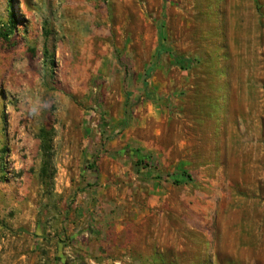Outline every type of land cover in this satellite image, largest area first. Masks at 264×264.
Segmentation results:
<instances>
[{"label": "rangeland", "instance_id": "rangeland-1", "mask_svg": "<svg viewBox=\"0 0 264 264\" xmlns=\"http://www.w3.org/2000/svg\"><path fill=\"white\" fill-rule=\"evenodd\" d=\"M0 264H264V0H0Z\"/></svg>", "mask_w": 264, "mask_h": 264}, {"label": "trees", "instance_id": "trees-1", "mask_svg": "<svg viewBox=\"0 0 264 264\" xmlns=\"http://www.w3.org/2000/svg\"><path fill=\"white\" fill-rule=\"evenodd\" d=\"M15 26H16L15 19H14L13 16H10V20H9V31L11 32V30H13L15 28ZM179 61H177V62L180 63ZM135 155L139 159V161H141L143 159H149L148 156H145L143 154L136 153ZM190 181H192V177L189 174H187V173H181V174L175 176L172 179V182L174 184H182V183H187V182H190Z\"/></svg>", "mask_w": 264, "mask_h": 264}]
</instances>
